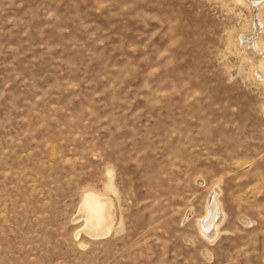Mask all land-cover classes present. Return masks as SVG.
I'll return each mask as SVG.
<instances>
[{"label": "rangeland", "instance_id": "rangeland-1", "mask_svg": "<svg viewBox=\"0 0 264 264\" xmlns=\"http://www.w3.org/2000/svg\"><path fill=\"white\" fill-rule=\"evenodd\" d=\"M263 57L264 0H0V264H264Z\"/></svg>", "mask_w": 264, "mask_h": 264}, {"label": "bare ground", "instance_id": "bare-ground-1", "mask_svg": "<svg viewBox=\"0 0 264 264\" xmlns=\"http://www.w3.org/2000/svg\"><path fill=\"white\" fill-rule=\"evenodd\" d=\"M257 71L260 73V77L264 81V57L261 63L257 65ZM216 197L209 200L207 207V216L204 218V221L202 223V230L204 234H209L207 235V237H214V234H217L216 225H218V223L220 222L221 214L223 213L220 206L221 204ZM84 206L86 210V213H84L87 216L86 226L90 233L93 235L98 230L100 231V233L101 231L103 232V230L107 231L109 229V225L111 224L110 222L112 218V211L109 203L105 199L89 194L85 198ZM203 224L206 225L207 230L209 226L212 227L210 232L206 231Z\"/></svg>", "mask_w": 264, "mask_h": 264}]
</instances>
